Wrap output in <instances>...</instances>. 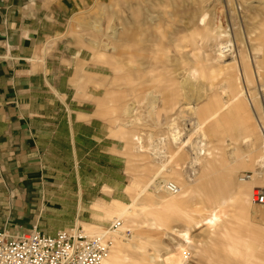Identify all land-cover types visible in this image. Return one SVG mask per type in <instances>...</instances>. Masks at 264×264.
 <instances>
[{"label": "rangeland", "instance_id": "1", "mask_svg": "<svg viewBox=\"0 0 264 264\" xmlns=\"http://www.w3.org/2000/svg\"><path fill=\"white\" fill-rule=\"evenodd\" d=\"M148 1L150 3L144 4L148 11L143 10L144 22L148 24L145 23L143 29L154 36L156 53L163 46L162 55L166 57L152 67L137 53L133 40L138 24L135 19L137 0H89L76 9L67 26H62L51 52L60 74L65 66L63 60L74 64L76 59H83L86 63L76 72L78 96L70 95L65 103L60 102V113L68 111L66 104L74 112L89 113L92 128L97 133L110 132V137L121 145L124 193L114 196L122 201L112 202L104 211L114 203L133 206L135 195L151 173H157L161 165H169L173 170L169 182L179 189L180 186L186 189L185 182L193 188L192 208H197L198 213L192 212V216L196 223L210 217L211 213L206 210L211 211L217 203L228 201L225 218L215 236L203 224L192 228L193 242L189 247L170 231V228L184 230L185 222L160 206L146 211L148 227L140 228L148 234L143 236V241L134 242V249L127 247L135 229L126 219L116 228L112 222L119 218L107 215L106 223L93 229L96 232L84 229L90 235L106 236V242L110 243L106 264H111L109 259L117 243L126 247L122 264H153V256L160 252L164 255L168 249L176 252L178 244L187 248V264H264V210H261L264 206L252 200L254 187L264 189V160L260 159L264 149L258 127L263 126L264 113L257 112L256 116L252 114L238 122L224 111L207 123L203 129L205 135L199 126L211 116L208 117L209 113L213 114L217 102L227 103L231 93L242 90L237 81H232L239 73L244 74L243 59L253 68L250 71L253 84L244 88L257 95L256 67L261 66L264 73V0ZM148 16L153 22L147 21ZM99 50L104 52L100 57ZM255 51H258L257 56ZM139 61L145 65L142 76L151 79L149 71L153 69L162 80L153 111L150 104L143 101L152 87L136 82ZM195 67L200 70L197 81H194L195 75H191ZM67 76H61L62 90H68ZM176 79L178 82L192 79L195 87L187 85L180 92L173 82ZM172 97L174 100H170ZM178 101L180 105L175 108ZM128 109L132 112L127 113ZM122 132L142 138L140 144L134 140L137 143L134 146L133 138ZM247 135L251 140L245 142ZM201 149L207 154L200 155ZM108 170L120 174L114 167L109 166ZM244 173L252 174L249 204L238 194L239 188L247 185L239 181ZM159 181L140 197V203L146 199L158 202L159 196L168 194L162 192L164 184ZM156 215L161 218L163 215L164 225L150 228ZM144 220L142 216L139 222ZM123 225L126 226L124 237L117 238L113 233ZM157 239H161V244Z\"/></svg>", "mask_w": 264, "mask_h": 264}, {"label": "crops", "instance_id": "2", "mask_svg": "<svg viewBox=\"0 0 264 264\" xmlns=\"http://www.w3.org/2000/svg\"><path fill=\"white\" fill-rule=\"evenodd\" d=\"M88 2L0 0V233L10 237L98 229L104 209L122 201L114 196L124 193L121 145L97 133L89 113L59 110L78 96L76 72L86 61L63 60L60 74L51 52ZM65 74L68 90L60 87Z\"/></svg>", "mask_w": 264, "mask_h": 264}, {"label": "bare ground", "instance_id": "3", "mask_svg": "<svg viewBox=\"0 0 264 264\" xmlns=\"http://www.w3.org/2000/svg\"><path fill=\"white\" fill-rule=\"evenodd\" d=\"M148 4L150 3L148 0H137V5H138V11L135 13V19L136 22H138L136 28H135V32H134V36H133V40L134 43L136 44V49H137V53L138 54H142L141 58L144 62L147 63L148 67H152V64H158L162 61L164 57V53H163V49L164 47L162 46V49L159 50V52L156 53L155 49H154V36L149 33V30H147V32L144 31L143 26L145 25L144 22V15H143V10H147L148 8H144V4ZM139 21H142L141 23H139ZM147 21L153 22V18L151 16L147 17ZM148 24V23H147ZM108 29H111V27H109ZM114 35L116 34L115 31ZM95 44H99L97 42H93ZM196 49H198L197 44L193 41ZM94 45V44H93ZM158 45V44H157ZM96 46V45H94ZM149 46H152L153 49L149 48ZM95 48V47H94ZM115 47H113V50L115 51ZM104 54L103 51L99 50L98 55L99 57L102 56ZM163 54V55H162ZM258 55V51H255V56ZM105 56V55H104ZM242 62L245 64V71L244 74L243 73H239V76L237 77V79L233 80L237 81L241 87L242 90L241 91H237L234 93H231V99L230 101H228L227 103L221 104L219 102H217L215 104L216 106V110L213 112V114L209 113L207 119L201 121V123L199 124L200 126V130L203 132L204 127L207 125V123H209L212 119H215L218 114L226 111L229 115L230 118L232 120H236L239 122V120H241L244 117L249 118V115H255L257 112L262 111L264 113V105H263V95H264V89L263 86L264 83H262V80L264 79V73H263V68L261 66H257L256 69L258 70V74H255V79H256V83H257V95L250 93V89L249 90H245L244 87H250L253 84V79L250 76V71L253 69L252 66L251 68L249 67V64H247L245 62V60L243 59ZM138 76L136 78V82L139 83L140 86H142V82H144L145 84H149L148 86H151L152 89L147 91L145 94V97L143 98V101H145L146 103L150 104L149 108L151 109V111H153L155 109V104L157 102V97H156V93H158V87L160 86V83L162 82L161 78L159 76H157L155 74V71L153 69H151V71H149V73H152L151 75V79H148V77L146 76H142L144 75V72L142 74V69L145 66L144 63L142 61H139L138 63ZM197 71H200L198 67L194 68V73H192L191 75H195L194 81H197ZM174 82V85H177L180 89V92H182V89L189 85V86H193L195 87V85L193 84V80L192 79H188V80H183L181 82H178L177 79ZM243 84V86H242ZM247 84V85H246ZM142 88V87H141ZM244 88V90H243ZM259 92V93H258ZM263 92V93H262ZM177 96V95H175ZM200 99V98H199ZM170 100H174V98L172 97ZM166 99L163 97V103H165ZM180 105V101L176 102L174 104L175 108L176 106ZM173 106V107H174ZM211 106V104H210ZM192 110L196 111V108L194 106H192ZM132 112L131 109H128V112ZM126 113V112H125ZM263 126H259V130H260V142L262 143V147L264 149V119L261 120ZM210 128V125H209ZM120 132V131H119ZM121 133V132H120ZM124 136L132 139L131 140L134 143V146L137 145L136 142H138L140 144V139L142 138H138V136H134V135H130L127 134L125 132H122ZM203 135L204 132H203ZM205 137V136H204ZM206 138V137H205ZM134 140L136 142H134ZM177 139L174 138V141H176ZM250 137L247 135L245 138V142L250 141ZM204 141V140H203ZM217 150V148H216ZM207 152L205 151V149H201L200 150V155H206ZM210 156V154L208 155ZM217 157V156H216ZM172 158H174V156H172ZM260 159L264 160V155H260ZM169 165H161V168H159V170L157 171V173H151V177L149 178V180L147 181V183H145L143 185V188L141 189V191L135 195L134 197V205L133 206H128V205H124V204H120V203H114L111 208H109L107 210V214L110 216H116L119 219H117V222H121L122 220L126 219L128 222H130L131 224L134 225V229H135V234L133 235V239L132 241H130V243L127 245L128 248H136L134 242L137 241H143L145 239V237L148 234V231H144L142 228L140 227H148V222H147V216L148 214L146 213V211L150 208H155L158 209L157 207H163L165 209V211L167 213H171V214H177L181 217V221L185 222V226L187 225V228H184V230H177L174 228H170V231L173 232L174 234H176L179 238H181L184 242V244H186L188 247L192 245L193 242V238L191 235V229L200 226L201 224H203L205 227H207V229H209L212 233L213 236L216 235V230L217 228H219L223 222V219L225 218V214H224V208L227 206L228 201H225L223 203H217L216 206L214 208L206 210L209 211V213H211L209 218H206L205 220L201 221L200 223H196L194 217L192 216V212L193 213H198V211H195L196 209L192 208V200L191 198H194V194H193V188L192 186L186 184V182L183 184L186 189H183V187L180 186V191L177 195H173L171 193H169L166 189L167 183H171L168 181V177L172 176V169L169 168ZM262 168L264 169V166H262ZM257 174V173H255ZM258 175V174H257ZM159 181V184H164V186L162 187V192L166 191V193H168L167 195H161L158 197V202H154L151 201L149 199L144 200L142 203H140V197L146 193L149 189H151L155 183ZM176 185V184H175ZM156 187V186H155ZM253 187L251 182H247V185L244 186V188L240 187L239 188V192L238 194L242 197L247 199V203L249 204V199H248V195L250 193V189ZM258 187H254V189H256ZM251 203V202H250ZM253 204V203H251ZM254 205V204H253ZM250 207V206H249ZM257 209V208H256ZM264 210V209H261ZM144 216L145 220L143 222H139V219ZM163 218V215H162ZM160 216L156 215L154 217V223L150 225V228H155V227H162L164 225L163 220L165 221V219H162ZM127 222H124V224ZM122 225V224H121ZM184 226V227H185ZM90 229V228H87ZM126 229V226L123 225L120 229H118L116 231V233H113L117 236V238L119 236H123L124 230ZM94 232H96L93 229H90ZM104 234V233H102ZM152 238V237H149ZM153 239V238H152ZM157 242L159 244H161V239H157ZM178 250L175 252L173 250L168 249L166 251V253L164 255L162 254H157L156 256L152 257V262L153 264H187L188 262L185 259V252L187 250V248H185L182 244H178L177 245ZM125 249L126 247L120 243L116 244V247L114 248V250L112 251V255L110 256L109 262L111 264H122L123 263V254L125 253Z\"/></svg>", "mask_w": 264, "mask_h": 264}, {"label": "built area", "instance_id": "4", "mask_svg": "<svg viewBox=\"0 0 264 264\" xmlns=\"http://www.w3.org/2000/svg\"><path fill=\"white\" fill-rule=\"evenodd\" d=\"M251 179L252 174L244 173L239 181L246 183ZM166 189L173 195L180 191L174 183H167ZM252 200L264 206V189H255ZM112 223L116 228L120 225L117 221ZM105 237L90 235L84 227L60 231L56 237L37 229L15 237L0 233V264H106L110 243Z\"/></svg>", "mask_w": 264, "mask_h": 264}]
</instances>
